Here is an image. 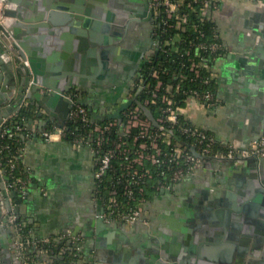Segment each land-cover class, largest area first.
Here are the masks:
<instances>
[{
	"label": "water",
	"instance_id": "1",
	"mask_svg": "<svg viewBox=\"0 0 264 264\" xmlns=\"http://www.w3.org/2000/svg\"><path fill=\"white\" fill-rule=\"evenodd\" d=\"M7 1L11 5L5 10L7 22L0 25V124L25 101L36 105L39 116L64 126L74 103L69 92L82 80L110 70V60L124 59L122 36L129 30L128 15L133 14L121 13L111 0ZM134 13L136 20L143 19L142 13ZM250 27L264 35V24L260 31L256 24ZM69 55L76 58L67 60L65 68L61 63L54 65L53 60L62 62ZM238 55L243 72L251 75L263 68L255 53ZM142 87L114 112L98 117L121 119ZM77 102L88 103L82 98ZM87 107L96 120L97 113ZM143 107L158 124L152 110ZM255 139L235 138L232 143L239 152L233 156L206 155L180 139L200 159V166L186 174L173 192L162 190L161 195L172 196L196 177L206 176L200 191L194 188L191 196L184 197L194 210L180 207L181 213H175L172 206L161 215H152L149 223L137 221L129 226L108 221L103 210L96 211L94 220L85 223L87 228L82 231L91 237L95 248L92 258H86L87 264H264V156L250 151L249 143ZM235 171L239 180L233 187L226 182L228 173ZM211 187L216 191L214 198L207 196ZM201 194L203 200L198 197ZM1 197L11 210L0 170V206ZM78 232L77 228L70 231ZM0 245V264H25L8 217L0 224Z\"/></svg>",
	"mask_w": 264,
	"mask_h": 264
},
{
	"label": "crops",
	"instance_id": "2",
	"mask_svg": "<svg viewBox=\"0 0 264 264\" xmlns=\"http://www.w3.org/2000/svg\"><path fill=\"white\" fill-rule=\"evenodd\" d=\"M263 12L264 0H222L221 7L214 17L221 30L226 52L208 64V68L216 75L219 103L215 108H208L194 96H189L181 109L180 113L186 120L208 130L220 141L233 144L235 138L244 141V137L254 136L256 139L249 143L253 147L256 141L264 136V74L261 70L264 69V35L254 32L250 27L256 24L257 30L263 28ZM124 38L121 43L124 59L110 60V70L100 72V77L84 79L82 84L76 87L80 98L87 100L86 105L91 106L97 113L96 120L102 119L98 116H107L114 112L118 105L135 95L145 62L157 54L158 47L155 44L150 45L147 37L138 29L130 33L128 38ZM54 51L56 52V49ZM247 52L252 55L255 53L258 61L260 60V66L263 67L253 71L251 75L243 72L244 68L238 59V54ZM75 58L76 56L69 55L62 62H53L54 65L61 63L65 68L66 61ZM91 74L95 75L93 70ZM44 123L43 117L28 121L34 133L24 141L21 163L29 177V186L27 195L18 203L16 210L22 224L28 226L25 236L35 242L33 246L45 242L67 245L71 241L70 237L74 236L80 240L82 254L77 264H87L86 258H92L95 248L91 237L84 236L82 231L87 228L85 223L94 220L97 211L93 183L97 160L91 147L73 145L66 138L57 141L46 140L40 133V130L45 128ZM238 177L236 171L228 173L226 184L236 187ZM243 181L246 184V181ZM204 182L206 176H198L184 188L175 191V198H172L175 200V213H181L180 207L194 210L193 204L184 197L187 194L191 196L194 188L200 191ZM203 196L201 194L198 197L203 200ZM207 196L216 197V191L211 187ZM4 199L1 197L2 223L8 210ZM167 201L165 196L154 195L149 199L145 216L150 220L156 213H165ZM192 203L195 204V201ZM88 226L90 227V224ZM76 228L79 232L76 235L71 234L70 231ZM4 230L6 232L3 233L7 235V227ZM13 234L15 237V230ZM41 254L42 249H39L37 255ZM51 259L44 257L39 263L50 264Z\"/></svg>",
	"mask_w": 264,
	"mask_h": 264
},
{
	"label": "built area",
	"instance_id": "3",
	"mask_svg": "<svg viewBox=\"0 0 264 264\" xmlns=\"http://www.w3.org/2000/svg\"><path fill=\"white\" fill-rule=\"evenodd\" d=\"M155 10L156 26L164 23L165 32L174 29V33L166 35L163 39L157 38V47L175 49L178 43L187 41L188 37L185 32L192 27L198 32L200 39L198 41H190L191 45H195L200 51V59L190 57L188 68L195 73L196 77L206 85L216 79L213 71L203 73V66H208L207 57L216 60L221 53L226 50L223 42L218 40L221 30L214 17L215 12L220 9L222 0H153ZM7 0H0V25L7 22L5 10L10 8ZM196 16L193 19L192 14ZM162 16V17H161ZM214 22L213 38L206 39V32L202 26L205 23ZM2 33V31H0ZM156 36V35H155ZM190 51H188L189 53ZM184 65V64H183ZM181 78L186 75L183 72L178 74ZM142 89H150V83L144 79L143 75H139L138 86ZM177 87H180L178 83ZM151 97L145 102L138 100L136 96L133 104L123 111L125 119L115 118L107 123L94 122L91 113L81 102H77L80 98V92L72 89L69 97L74 100L67 122L64 126H58L56 123L52 128H44L40 130L41 135L48 141L66 138L73 145L81 146L83 144L91 145L92 151L97 160L96 178L104 180V177L113 171L115 160H120V168L117 174L112 176L108 185L107 194L103 198V213L106 220H117L122 224L133 225L135 222L149 223L147 212V204L149 198L145 195L146 187L152 179L156 178V194L161 195L162 190H175V185L188 173L194 171L200 166V159L193 154L189 147L175 143L172 138L175 134V123L179 122L182 107L175 105L172 97V85L164 84L162 80H157L155 85L150 89ZM189 96H194L202 104L208 108H215L219 99L215 92L206 88L203 90L193 89ZM149 103L158 104L161 110L160 115L155 117L158 124L146 114L143 105ZM27 105L24 101L21 106ZM16 112H12L0 124V139L5 135H12L11 128L7 125V121L12 118ZM28 121L23 124L16 125V132L26 133L23 137L30 136L34 133L30 128ZM69 121H81L85 126H89L85 135H77L69 129ZM120 127L122 134L129 135L134 128H138V132L130 142L123 136L112 137L114 127ZM179 131L194 139L197 149L206 155L217 156H233L239 149L233 144L218 140L212 133L202 127L184 123L179 127ZM74 134L72 138H68V133ZM191 143V142H190ZM9 147L4 145L3 148ZM2 147H0V170L5 180L9 198L11 200L12 209L7 210L8 222L15 230L20 250L25 258V250L27 246L35 244L30 237H22L19 229L23 224L17 222L18 213L16 207L17 202L13 200V194L19 192L25 198L28 192L29 177L27 172L21 166L22 148L18 153L5 155L6 163L3 161ZM251 152H256L264 156V136L259 138L255 145L250 148ZM243 152H247L243 150ZM18 170V173L14 171ZM0 223H2L0 221ZM72 246L70 249L75 256L81 254L80 240L77 237H70ZM1 251V245H0ZM80 260V259H78ZM25 264L28 262L25 259Z\"/></svg>",
	"mask_w": 264,
	"mask_h": 264
},
{
	"label": "trees",
	"instance_id": "4",
	"mask_svg": "<svg viewBox=\"0 0 264 264\" xmlns=\"http://www.w3.org/2000/svg\"><path fill=\"white\" fill-rule=\"evenodd\" d=\"M188 1V0H187ZM162 17V16H161ZM193 19L196 18L194 13L192 14ZM213 25L216 26L214 22L205 23L202 28L206 32V39L213 38ZM165 30L164 23H160L155 28V35L159 39H163L166 35H170L174 33V29ZM185 35L188 37L187 41L178 43L175 49L169 48H160L159 52L152 57H149L145 62L143 69L141 70V75H143L144 79L150 83V89L155 85L157 80H162L164 84L172 85V97L175 101V105L184 107L185 101L189 97L190 92L193 89L203 90L206 88L212 89L217 96V86L216 80H213L210 84L206 85L200 81L199 77L195 76V73L188 68L187 65L190 63V57L195 59H200V51L196 49L195 45H191L190 41H198L200 39L198 32H196L192 27H189V30L185 32ZM218 40L223 42L221 34H219ZM224 43V42H223ZM188 51H190L188 53ZM226 50L223 51L220 55L223 56ZM206 61L211 64L214 60H211L210 57L206 58ZM184 64V65H183ZM203 73H208L210 70L208 66H203ZM180 72H183L186 77L181 78L178 76ZM178 83H180V87H177ZM150 89L144 88L138 94V100L141 102H145L147 98L151 97ZM79 91V90H78ZM148 107L152 110L155 117L160 115L161 110L159 109V103H149ZM87 106V105H86ZM127 110V109H125ZM41 117L38 115V111L36 109L35 104L30 103L28 105L22 106L16 114L7 121V125L11 128L13 132L12 135H5L0 139V147H2V155L4 156L3 161L6 163L5 155L11 153H18V150L23 147L24 141L26 137H23L26 133V130H23V133L16 132V125L23 124L25 121L30 120L32 118ZM92 118V116H91ZM44 119V118H43ZM115 118H105L101 120H94V122L98 123H107L109 121L114 120ZM125 119V115L122 120ZM44 127L52 128L54 125V121L44 119ZM184 123L194 125L185 119L184 115L180 113L179 122L175 123L173 127L175 130V134H173L172 138L175 140V143L182 144L180 139H184L187 142H194V139L191 137H187L179 131V127ZM69 129L74 131L77 135H85L89 126H85L81 121H69L68 123ZM206 130V129H205ZM208 131V130H207ZM138 132V128H134L129 135L122 134L120 127H114L112 131V137L123 136L128 141L132 142L133 137ZM209 132V131H208ZM211 133V132H210ZM68 138H72L74 134L71 132L68 133ZM4 145H9V147L3 148ZM186 146V145H185ZM120 160H115L116 168L113 171H110L108 175L104 177V180L100 181V188L102 190V196L107 194V190L109 188L110 181L109 179L117 174L120 168L119 164ZM22 166V163L20 164ZM18 173L16 170L14 173ZM156 178L152 179L151 182L146 187L145 195L149 199H151L156 194V186H155ZM23 197L19 192L13 194V200L17 203H21L23 201ZM18 223L22 224L21 217H18ZM28 231V226H22L19 229V233L23 234V237H26V233ZM72 244L69 242L67 245L56 242H45L39 243L36 246L29 245L25 250V259L28 264H40V259L44 257H51L52 261L50 264H77L78 259L82 258V254L75 256L73 251L70 249ZM39 249H42L41 256L37 255Z\"/></svg>",
	"mask_w": 264,
	"mask_h": 264
},
{
	"label": "flooded vegetation",
	"instance_id": "5",
	"mask_svg": "<svg viewBox=\"0 0 264 264\" xmlns=\"http://www.w3.org/2000/svg\"><path fill=\"white\" fill-rule=\"evenodd\" d=\"M110 1V0H109ZM112 5L116 8H119L121 13L127 14L132 13L133 15H128L129 18L127 20L130 22L129 30L125 32L122 36V38L126 39L128 38L130 33H134L137 29L140 30L143 36L147 37L148 43L155 44L157 47V38L155 36V28H156V21H155V10L153 7V0H111ZM154 10V13H153ZM139 12L143 14V19L136 20L137 17H135V13ZM125 34H128L125 36ZM94 192L96 197V207L97 212L101 213L100 211L103 210V198H102V190L100 188V182L95 176L94 180ZM175 194V193H174ZM169 196L168 194H162V196L167 197L168 201L166 202L165 210L167 208H170L172 206H175L172 198H174L175 195ZM129 226V225H127ZM110 256V255H109ZM89 261V260H87Z\"/></svg>",
	"mask_w": 264,
	"mask_h": 264
}]
</instances>
